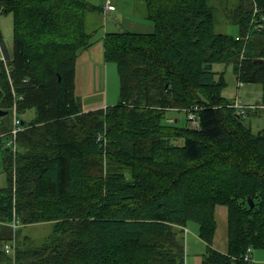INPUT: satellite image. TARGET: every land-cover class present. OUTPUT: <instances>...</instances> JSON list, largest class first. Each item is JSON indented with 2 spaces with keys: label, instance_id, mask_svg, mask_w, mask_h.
<instances>
[{
  "label": "trees",
  "instance_id": "16d2710c",
  "mask_svg": "<svg viewBox=\"0 0 264 264\" xmlns=\"http://www.w3.org/2000/svg\"><path fill=\"white\" fill-rule=\"evenodd\" d=\"M142 1L152 32L102 39L104 59L116 66L117 103L82 111L75 65L97 32L87 14L101 7L0 0L12 19L0 110L12 115L15 106L22 123L14 154L1 151L0 264H11L2 246L13 215L23 226L51 225L34 247L17 233L14 264H184L188 223L207 246L203 264H245L248 248L264 250V130L254 133L228 107L222 74L212 71L231 65L239 84L260 86L264 107V0H242L234 36L215 33L206 0ZM30 109L32 119L20 117ZM194 109L198 128L164 124L168 111ZM219 206L225 253L212 249Z\"/></svg>",
  "mask_w": 264,
  "mask_h": 264
},
{
  "label": "rangeland",
  "instance_id": "374dc122",
  "mask_svg": "<svg viewBox=\"0 0 264 264\" xmlns=\"http://www.w3.org/2000/svg\"><path fill=\"white\" fill-rule=\"evenodd\" d=\"M206 2L207 5L213 10L215 33L229 36L237 35L239 30L238 19L239 16L242 15L243 4L245 2H242V0H206ZM126 3L128 2L126 1ZM253 6V14H257L258 10L256 9L255 5ZM87 17L90 29H95L97 32L91 39L93 45L84 51L82 50L78 52L75 65L74 98L78 107L82 111L98 108L102 105H104L103 108L107 106H113L117 103L119 98V80L116 66L113 62L106 61L103 57L102 40L100 39V37L102 38L103 36V27L100 29L102 20H99L98 13H88ZM111 19V17L108 18L109 21ZM108 29H110L107 30L108 32L117 31L116 28ZM0 30L3 44L5 48L10 51L12 48V19L10 15L0 14ZM138 32L139 31H137V33ZM212 71L222 74L224 87L221 91V96L228 101V107L234 105L236 100H238V102L242 105H250L248 107V116L246 113V116L242 119L243 122L245 124H249L253 132L259 131L260 129L264 130V107L261 106L262 108H260L256 105L259 102V97L261 95L260 86L253 84H239L232 72L231 65L215 64L212 67ZM255 105L257 107L256 109L254 107ZM15 112V106H13L12 115L9 113L5 117L0 118V134H2L0 138L2 137L1 144L3 146V153L7 151L8 154H14L16 150V146L14 149L13 136L11 134L14 129V119L19 120L18 115H16ZM34 116L35 110L30 109L20 117L26 121H29ZM173 120L177 123V126L182 127L188 125L184 113L170 110L165 114L164 124L170 125ZM7 175V172L3 169L0 158V190L8 186ZM11 178L13 183L14 168L13 170H11ZM215 210V246L219 249H222L221 245L226 241L227 211L226 208L222 206L216 207ZM19 223L20 228H18L15 232L13 231V229H11V239L15 240L16 252L18 246V232H20L21 238L23 236L28 238L29 245L31 247L41 244L51 232V225L49 223H41L28 226H23L20 220ZM188 226L196 227V224L188 223ZM189 238L190 237H188V241ZM184 251L185 258L187 254L192 253L190 251V247L188 253L186 252V246L184 247ZM254 251L264 250H252V252Z\"/></svg>",
  "mask_w": 264,
  "mask_h": 264
},
{
  "label": "crops",
  "instance_id": "0c3cea01",
  "mask_svg": "<svg viewBox=\"0 0 264 264\" xmlns=\"http://www.w3.org/2000/svg\"><path fill=\"white\" fill-rule=\"evenodd\" d=\"M85 1L92 6L101 7V10L98 12V17H99V20H102L100 29L103 27V36L106 33L113 32V31L108 32L107 30H110L108 28H116L117 29L116 32H125L128 30H133V31H128V32H136V33L137 31H139L138 33L140 32L150 33L153 30L151 22L145 17L144 5H143L142 0H109L110 4L114 7V10L110 12H106L103 9L105 2L107 0H85ZM126 1L128 3H126ZM0 14L5 15L4 13H2L1 7H0ZM109 17L112 18L110 21L108 20ZM103 36L102 38L100 37L101 40L103 39ZM11 43H12V40H11ZM92 45H93V42H92ZM3 46L4 44L2 41L1 30H0V60L3 57V49H2ZM5 50L7 51L8 55H10L12 48L10 51H8L6 48ZM260 98H261V95L259 97V102H260ZM259 102L256 105L257 107L259 106L260 108H262ZM256 105L254 106L255 108H257ZM103 106L104 105L100 107H103ZM247 106H250V105H247ZM254 107H251V108H254ZM248 110H247V116H248ZM247 125L252 130L251 126L249 124ZM260 131L262 130L260 129L259 131H256L254 133H257ZM2 148L3 146L1 144V139H0L1 163H2L1 151L3 150ZM182 230H183V235H184V247L186 246V252L187 253L189 252V247H190V251L192 252L191 254H187L184 260V264H203V254L206 252L207 246L197 236V225L196 227H194V226H188L187 224L185 228H183ZM188 237H190L189 241H188ZM215 245H216V239L214 237L212 249L220 253L226 252V241L221 245L222 249H219ZM250 256H251L252 261L255 264L264 263V251L251 252Z\"/></svg>",
  "mask_w": 264,
  "mask_h": 264
},
{
  "label": "built area",
  "instance_id": "2783aa9c",
  "mask_svg": "<svg viewBox=\"0 0 264 264\" xmlns=\"http://www.w3.org/2000/svg\"><path fill=\"white\" fill-rule=\"evenodd\" d=\"M103 9L106 11V12H110V11H113L114 10V7L110 4L109 0L106 1ZM239 38H237L236 40H238ZM234 110H236L237 112V115L239 116H243L245 117L246 113H247V110L249 109L247 105H242L238 102V100H236L235 104L231 106ZM185 114V113H184ZM186 116V120L188 122V125L191 127V128H198L199 126V118H198V115H197V110L194 109L193 111H188L187 114H185ZM14 129L12 131V136H13V143H14V149H15V142H14V138L16 136V134L18 132L21 131V123L18 119H14ZM9 227L11 229H13V231L15 232L18 228H20V223H19V219L13 215L12 216V220L11 222L9 223ZM2 250L4 252L5 255H7L10 260H11V264H14V261H15V254H16V246H15V240L14 239H11L9 242L3 244L2 246ZM252 252V249L251 248H248L246 253L243 255L242 257V262L245 263V264H255L252 259H251V254Z\"/></svg>",
  "mask_w": 264,
  "mask_h": 264
},
{
  "label": "water",
  "instance_id": "95a60500",
  "mask_svg": "<svg viewBox=\"0 0 264 264\" xmlns=\"http://www.w3.org/2000/svg\"><path fill=\"white\" fill-rule=\"evenodd\" d=\"M6 115H8V112L7 111L0 110V118L5 117ZM21 125H22V123H21ZM248 204H249V208L252 209L253 208V203H252L251 200H248Z\"/></svg>",
  "mask_w": 264,
  "mask_h": 264
},
{
  "label": "bare ground",
  "instance_id": "6f19581e",
  "mask_svg": "<svg viewBox=\"0 0 264 264\" xmlns=\"http://www.w3.org/2000/svg\"><path fill=\"white\" fill-rule=\"evenodd\" d=\"M255 109H256V108H255ZM255 109H254V110H255Z\"/></svg>",
  "mask_w": 264,
  "mask_h": 264
}]
</instances>
